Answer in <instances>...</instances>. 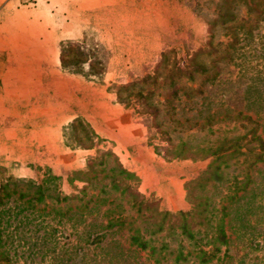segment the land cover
<instances>
[{
    "label": "rangeland",
    "instance_id": "1",
    "mask_svg": "<svg viewBox=\"0 0 264 264\" xmlns=\"http://www.w3.org/2000/svg\"><path fill=\"white\" fill-rule=\"evenodd\" d=\"M220 2L0 0V183L8 177L39 181L49 171L61 177L65 194L75 193L83 183L70 182L71 172L84 168L88 156L110 150L159 209L188 211L187 183L214 158L199 149H215L223 137L244 134L246 128L234 121L236 113L254 119L264 110V81L258 78L264 77V54L249 55L250 71L237 74L239 61L235 64L234 51L225 48L231 23L220 22ZM231 6L237 21L246 16L242 2ZM254 39L250 45L261 53L264 45ZM209 40L217 51L197 56L206 72L188 78L184 67L189 54ZM67 41L84 45L85 57L95 64L89 67L88 58H79L72 47L71 63L79 66L63 67L61 51ZM214 72L218 74L212 80ZM126 84L131 87L120 88ZM74 120L91 124L97 135L92 145L76 122L74 136L84 145L70 142ZM237 157L242 161V154ZM233 161L224 169L226 178L242 170ZM216 185L200 194L215 196L227 182ZM124 207L141 221L126 202ZM231 216L233 221V210ZM142 229L150 233L154 227L142 223ZM127 234L122 230L107 238L112 239L110 258L101 264H199L194 257L175 262V254L155 262L148 250L129 246ZM164 234L155 236L174 249L180 243L189 247L184 236L176 234L171 240ZM20 254L15 264L42 263L40 253L32 260Z\"/></svg>",
    "mask_w": 264,
    "mask_h": 264
},
{
    "label": "trees",
    "instance_id": "2",
    "mask_svg": "<svg viewBox=\"0 0 264 264\" xmlns=\"http://www.w3.org/2000/svg\"><path fill=\"white\" fill-rule=\"evenodd\" d=\"M235 1L246 7V16L238 21L230 11L233 8L231 3ZM217 10L222 24L231 23L227 26L230 39L225 48L234 51L235 64L236 60L239 61L237 74L243 75L251 68L247 57L255 54L261 58L264 54V51L260 53L252 47L254 38L264 45V31L261 33L264 0H221ZM75 42H65V52L61 51L63 67L79 66L76 61L71 63L69 57ZM75 48L79 58H88L84 45L78 44ZM205 50L217 51L209 40L201 49L189 54L184 67L188 78L192 79L193 72H206V67L197 59ZM88 60L89 67L95 64L90 58ZM217 74L214 72L210 79H216ZM258 78L264 81V77ZM128 87L131 86L126 84L120 88ZM137 95L138 99L142 98L141 92ZM126 100L129 102L128 98ZM263 111L254 119L236 113L234 121L246 128L244 134L223 137L218 141L220 147L215 149L209 145L199 149L214 158L199 177L187 183V198L191 204L188 211L159 209L155 200L138 190L137 176L127 170L110 150H100L97 155L88 156L84 168L71 172L70 182L83 183L75 193L65 194L61 190V177L49 171L39 181L6 178L0 183V264H15L18 253L20 256L26 254L31 260L40 253L41 264H101L102 260L110 258L108 245L112 239L108 241L107 238L122 230L128 232L129 246L148 250L155 262L175 254V262L194 257L199 264L213 261L218 264H264V139L259 132L260 119L264 122ZM75 122L92 145L97 135L90 123L80 120H74L69 126L70 142L84 145L74 136ZM242 140H245L244 144ZM242 147L244 151H241ZM237 154L243 155L242 161ZM233 159V164L241 165L242 170L226 178L224 169ZM100 172L105 173L100 177ZM224 180L227 182L225 189L219 190L215 196L200 194L212 184ZM124 201L141 221L138 222V216L125 213ZM232 210L235 214L233 221ZM142 223L151 224L154 230L150 233L144 231ZM164 231L163 237L168 236L171 240L176 234L184 236L189 247L180 243L174 249L169 241H158L155 235ZM67 232L71 239H67Z\"/></svg>",
    "mask_w": 264,
    "mask_h": 264
}]
</instances>
